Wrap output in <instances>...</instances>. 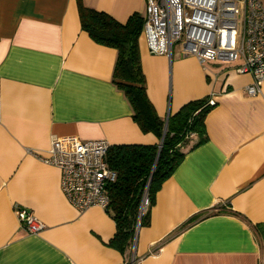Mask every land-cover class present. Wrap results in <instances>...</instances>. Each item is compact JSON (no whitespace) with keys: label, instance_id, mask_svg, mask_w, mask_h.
<instances>
[{"label":"crops","instance_id":"1","mask_svg":"<svg viewBox=\"0 0 264 264\" xmlns=\"http://www.w3.org/2000/svg\"><path fill=\"white\" fill-rule=\"evenodd\" d=\"M264 4V0H260ZM120 23L145 14L147 0H81ZM147 96L166 123L191 100L213 98L206 138L192 134L139 231V264H264V85L248 95L249 73L200 63L174 44L149 53L139 37ZM117 50L82 28L78 0H0V264H125L112 211L76 210L46 155L75 135L114 144L160 145L143 132L114 81ZM44 223L26 232L14 205Z\"/></svg>","mask_w":264,"mask_h":264},{"label":"built area","instance_id":"2","mask_svg":"<svg viewBox=\"0 0 264 264\" xmlns=\"http://www.w3.org/2000/svg\"><path fill=\"white\" fill-rule=\"evenodd\" d=\"M142 35L149 53L172 56L178 43L185 54L200 63H233L239 73H249L253 82L248 95H257L264 85V4L260 0H147ZM210 106L214 99L208 98ZM1 118V110H0ZM110 144L104 139L82 140L75 135L52 140L46 155L36 156L59 170L60 188L68 202L78 211L100 206L108 209L106 186L116 180V172L107 163ZM150 201L145 188L125 264H139L137 242L141 217ZM23 229L37 234L42 223L27 207L14 205Z\"/></svg>","mask_w":264,"mask_h":264},{"label":"trees","instance_id":"3","mask_svg":"<svg viewBox=\"0 0 264 264\" xmlns=\"http://www.w3.org/2000/svg\"><path fill=\"white\" fill-rule=\"evenodd\" d=\"M78 1L82 28L96 42L117 50L114 81L124 92L134 120L143 132H153L161 139L160 145L114 144L107 152V163L116 172V180L106 186L110 199L108 209L116 222V240L128 247L145 188L150 206L141 217L142 227L150 222V207L156 192L184 157L180 147L192 134L198 136L197 144L205 140L204 119L212 106L207 103V97L188 101L165 123L146 93L139 53L143 17L134 13L125 23H120L109 14L86 8ZM262 227L257 225L259 232Z\"/></svg>","mask_w":264,"mask_h":264},{"label":"rangeland","instance_id":"4","mask_svg":"<svg viewBox=\"0 0 264 264\" xmlns=\"http://www.w3.org/2000/svg\"><path fill=\"white\" fill-rule=\"evenodd\" d=\"M208 62V61H207ZM211 62H216V61H211Z\"/></svg>","mask_w":264,"mask_h":264}]
</instances>
